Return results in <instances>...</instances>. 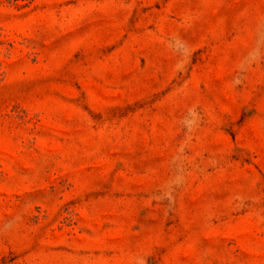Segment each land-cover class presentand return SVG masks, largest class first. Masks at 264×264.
Returning <instances> with one entry per match:
<instances>
[{"label":"rangeland","instance_id":"1","mask_svg":"<svg viewBox=\"0 0 264 264\" xmlns=\"http://www.w3.org/2000/svg\"><path fill=\"white\" fill-rule=\"evenodd\" d=\"M0 264H264V0H0Z\"/></svg>","mask_w":264,"mask_h":264}]
</instances>
